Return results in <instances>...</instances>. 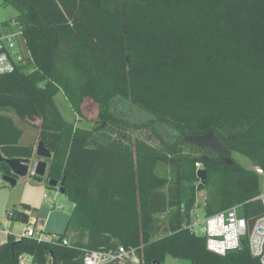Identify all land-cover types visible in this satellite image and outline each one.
<instances>
[{
    "label": "trees",
    "instance_id": "obj_1",
    "mask_svg": "<svg viewBox=\"0 0 264 264\" xmlns=\"http://www.w3.org/2000/svg\"><path fill=\"white\" fill-rule=\"evenodd\" d=\"M1 2L16 14L0 36L17 22L31 56L0 76V152L33 159L43 142L52 153L47 182L62 183L75 205L57 243L9 234L0 264H18L22 254L33 264H83L86 251L118 246L140 248L146 264H166L169 254L191 264H261L246 241L222 256L184 225L199 190H208V215L236 206L248 220L264 213L261 175L227 159L238 153L264 171V0ZM61 91L92 128L63 117ZM132 107L168 126L175 141L152 122L136 129L153 136L133 139L118 113ZM6 113L37 130L34 144H20L23 131ZM163 164L171 180L159 173ZM23 207L7 217L27 222L31 208Z\"/></svg>",
    "mask_w": 264,
    "mask_h": 264
},
{
    "label": "built area",
    "instance_id": "obj_2",
    "mask_svg": "<svg viewBox=\"0 0 264 264\" xmlns=\"http://www.w3.org/2000/svg\"><path fill=\"white\" fill-rule=\"evenodd\" d=\"M30 56L31 53L26 48L21 26L12 21L11 29L0 36V76L14 72L19 64ZM37 162V157L30 159L28 176H37ZM199 169H201L200 164L197 165V171ZM254 170L257 174L264 175L260 167H255ZM260 201L264 207V191L260 195ZM12 216L13 212L10 214V217ZM255 218L254 226L249 231V220L241 216L238 206L208 215L207 195L199 198L197 194L190 218L184 226L193 234L205 237L208 250L222 256L228 251L241 248L243 241H246L250 254L264 264V213ZM45 224L46 220L41 216L29 215L23 232L14 236L17 241L30 238L39 243H57L60 235L47 234L44 229ZM63 244L70 245V241L64 239ZM18 264H33V257L29 254H22ZM83 264H146V262L140 254V248L118 246L110 251H86Z\"/></svg>",
    "mask_w": 264,
    "mask_h": 264
},
{
    "label": "rangeland",
    "instance_id": "obj_3",
    "mask_svg": "<svg viewBox=\"0 0 264 264\" xmlns=\"http://www.w3.org/2000/svg\"><path fill=\"white\" fill-rule=\"evenodd\" d=\"M16 14L15 10L11 7H3L2 2L0 0V23L4 24L6 22L11 21V18ZM3 22V23H2ZM59 65L64 67H68L67 62H65L64 55L59 57ZM62 96L59 95L56 99L59 108L61 109L63 116L66 119H73V111L69 106L68 102L62 101ZM126 121H128L131 128V136L133 139H147L149 136H153L151 131L147 128L143 127L140 129H136L137 126H142L147 124L148 122H152L153 125L157 128V131L161 134V136L165 139L166 143L171 145L175 139L176 135L173 133L171 129L165 124H161L158 122H154V119L145 113H142L135 108H126V112L121 114ZM8 116H11L16 125L24 130V136L22 137L21 144L26 145L30 144L34 141L36 137V129L30 125H24L23 121H21L15 114L6 113ZM84 128H92L94 123H90L87 121L83 122ZM154 138H152L153 140ZM36 142V141H35ZM209 141H205V144H208ZM155 145H158L157 142ZM188 152V150H186ZM233 159L245 168L254 169L255 166L251 163L250 159L240 155L238 153H231L230 157L227 159ZM201 169H204L201 167ZM159 173L169 180L172 179L173 169L171 166L163 164L160 166ZM2 174L0 172V230H5V232H0V244H3L6 241L7 233L9 234H21L23 232L25 222L21 219H10L7 217V212H15V211H24L23 205H29L30 210L25 211L28 215L37 217L41 216L46 220V224L44 229L47 234H63L65 231L67 221L69 217L72 215L74 210V202L69 199L67 196L60 192L59 188H54L49 186L47 182L46 176L44 177L42 182L35 181L33 176H26L24 178H20L15 186H11L6 184L2 180ZM261 191H264V175L261 176L260 181ZM208 194V190H199L198 196L202 198ZM46 195V197L44 196ZM49 201V203H47ZM168 212L161 215L162 220H166ZM74 236V235H73ZM72 238L74 239L75 236ZM166 264H191L187 259H180L174 257L173 255H167Z\"/></svg>",
    "mask_w": 264,
    "mask_h": 264
},
{
    "label": "water",
    "instance_id": "obj_4",
    "mask_svg": "<svg viewBox=\"0 0 264 264\" xmlns=\"http://www.w3.org/2000/svg\"><path fill=\"white\" fill-rule=\"evenodd\" d=\"M36 157L38 158L37 166H36V174L38 176L45 177L48 172V162L52 157V153L45 147L43 142H39L36 147ZM5 162L10 169V173L6 174L2 171V180L11 186H15L20 178H24L28 176L29 169H30V159L27 158H6L0 152V164ZM197 176L199 180L203 183H207L208 172L206 169H199L197 171ZM49 186L54 188H59L60 192L64 194V187L62 183H59L57 180H49ZM256 218L249 220V231L252 230Z\"/></svg>",
    "mask_w": 264,
    "mask_h": 264
},
{
    "label": "crops",
    "instance_id": "obj_5",
    "mask_svg": "<svg viewBox=\"0 0 264 264\" xmlns=\"http://www.w3.org/2000/svg\"><path fill=\"white\" fill-rule=\"evenodd\" d=\"M3 23V22H2ZM1 24V23H0ZM11 29V26L10 27H6V28H3V30H2V33H5V32H8L9 30ZM59 95H63L62 96V101H64L65 103L66 102H68L69 103V101H68V99H67V97L65 96V94L63 93V91H61V92H59L57 95H56V97H55V102H56V99H57V97L59 96ZM56 104H57V102H56ZM57 106H58V108H59V105L57 104ZM71 108L72 109V106L70 105V103H69V106H68V108ZM59 110H60V112H61V114L63 115V113H62V111H61V109L59 108ZM72 111H73V119L72 120H69V119H66L64 116V118L68 121V122H71V123H76L77 124V126H83L84 124H83V122L84 121H82L78 116H77V114L74 112V110L72 109ZM11 117V116H10ZM12 118V117H11ZM13 119V118H12ZM14 120V119H13ZM14 123H15V125H16V122L14 121ZM24 123V125H27L25 122H23ZM17 126V125H16ZM18 127V126H17ZM19 128V127H18ZM88 128H90V127H88ZM19 129H21V128H19ZM22 131H23V136H24V130L23 129H21ZM22 136V137H23ZM36 139H37V131H36V137H35V139H34V141L32 142V143H30V144H34L35 143V141H36ZM21 140H22V138L20 139V144H21ZM27 145V144H26ZM0 232H5V230H0ZM7 235V237H8V235H9V233H7L6 234ZM6 240H7V238H6ZM1 245V244H0Z\"/></svg>",
    "mask_w": 264,
    "mask_h": 264
}]
</instances>
